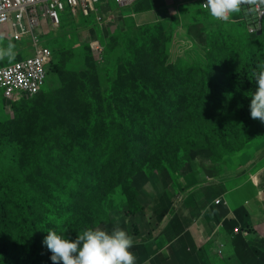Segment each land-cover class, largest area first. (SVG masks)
Returning a JSON list of instances; mask_svg holds the SVG:
<instances>
[{
  "label": "rangeland",
  "instance_id": "1",
  "mask_svg": "<svg viewBox=\"0 0 264 264\" xmlns=\"http://www.w3.org/2000/svg\"><path fill=\"white\" fill-rule=\"evenodd\" d=\"M191 1L140 0L118 7L109 0L97 23H71L62 12L57 25L40 21L33 28L41 45L44 40L54 44V60L42 94L17 99L0 94V264H52L51 252L42 245L49 229L74 240L87 228L116 226L133 237L136 264H264V123L255 131L238 121L233 106H221L225 119L234 120L225 131L241 138L222 146L221 132L213 133L220 125L208 128L213 103L204 126L209 142L199 130L177 131L157 117L167 107L194 105L189 123H207L203 113L195 120L198 85L191 91L185 81L194 78L208 44L219 45L226 30ZM255 6L240 5L231 17L230 37H244L241 26L257 22ZM7 31L0 25V39L7 38ZM117 43L126 51L115 50ZM31 50L24 39L12 59L0 56V67L28 57ZM119 59L123 67L117 66ZM125 66L131 74L123 73L118 81ZM178 70L185 71L172 78ZM119 88L129 93L117 94ZM248 90L252 95L254 89ZM97 96L109 100L111 108L121 106L125 121L90 128L69 147L64 131L78 134L80 122L91 113L83 104L87 97L96 118ZM249 103L248 117L255 122ZM106 105L99 117L117 119ZM126 148L136 151L134 167L124 155L125 163H117L119 177L109 178L105 171L96 189L84 184L97 178L86 165L116 163ZM221 198L227 209L215 205L209 210ZM217 210L234 237L250 228L255 235L246 231L245 238L232 241L224 230L231 246L222 241L225 248L217 251L213 236L223 229L222 223L213 226Z\"/></svg>",
  "mask_w": 264,
  "mask_h": 264
},
{
  "label": "trees",
  "instance_id": "2",
  "mask_svg": "<svg viewBox=\"0 0 264 264\" xmlns=\"http://www.w3.org/2000/svg\"><path fill=\"white\" fill-rule=\"evenodd\" d=\"M140 1V0H138ZM200 12H205L206 10H203L201 7L198 8ZM70 17L71 23L75 20L74 17ZM95 18L93 16H90L88 18L84 17H79L77 20H80L84 23L91 24V23H97L98 21L94 20ZM221 21V20H220ZM247 21V20H246ZM223 24L221 25V28L226 30L225 31V38L220 40L219 45L215 44H208V50L206 49L205 54L201 55L200 57L202 60L196 64V73L194 74V78L185 81V86L189 88L191 91L197 86L199 89L197 91V95L194 96L196 99V103L199 104V107L197 109V117L200 114H204L205 117L207 118V123H203V125H196L194 123H189L190 121V114L193 110L194 105H190L189 107H174L173 109H170L171 107H167L164 111H161L157 113V117H159L164 123L169 125L171 128H173L176 125L175 130L177 131H186L187 129H192V132L199 130V134L202 136V138L205 139V142H209L210 137L207 135L205 131V127L208 124V117L210 116L211 113V104H214L213 112H214V120L209 122V129L212 130V126L215 125H220L218 130L213 133L221 132L222 138H221V144L222 146H227L228 143H226L228 140L234 139V142H237L240 140V135L239 134H233L234 136H230L227 134L225 129L231 130V127L228 125L227 122H233L234 120H226L224 115L222 114L220 107H226V108H233L237 109V113L239 115L238 121L244 122L246 124V127L253 128L255 131L256 126L261 124L262 122L259 121V119L254 120L250 119L248 117L247 109H248V102L251 100V91L248 89L250 88L251 90L256 88V83H255V76L254 73H258L262 68H264V17L262 21V28H261V34L259 35V32H254V33H249L247 24L245 26H241L242 29V34L244 37L241 36H235L234 38L230 37L232 35L233 30V22L234 20H228V21H221ZM248 22V21H247ZM64 23L61 24V26ZM229 30V32H228ZM49 45L51 51H52V59L49 63H53V53H54V44L51 42H47ZM122 47L124 51L126 49L120 44L117 43L115 46V50H121L120 48ZM123 52V51H122ZM124 54V53H123ZM103 56L108 58L110 56L109 53L103 52ZM130 55V54H128ZM133 56V55H132ZM123 60L119 59L118 67H123L124 64L121 63ZM126 64L128 62L126 61ZM48 65V66H49ZM142 64L139 63V66ZM47 66V67H48ZM50 69V67H49ZM49 69L47 70V78L49 77ZM185 70H178L177 72L172 73V78L174 77H179L182 75V73ZM123 73L130 75L131 73L127 70L126 66L125 68H121L119 70L117 80L119 81L121 79V75ZM179 75V76H178ZM48 82V79L46 80L45 86ZM45 86L41 89V91L38 93V95L42 94L44 92ZM172 88H175L174 86L171 85ZM86 87V86H85ZM213 91L215 92V95L213 96ZM60 93V91H59ZM122 93V94H128L129 91L128 89H118L117 94ZM86 95V93H85ZM37 96V94L35 95ZM87 96V95H86ZM32 98V97H31ZM96 104V112L97 116L95 118L94 112L90 110V99L87 97L83 99V104L85 108L91 112L90 116L86 119H84L82 122H80V125L77 127L78 134H75L72 132V130L68 131L65 130L63 134V139L67 142H70L69 147H74L73 145L77 142V139L79 137V141L85 136H87L86 131H88L90 128H94L98 125H104V126H119L121 125L124 121L125 118H122L119 114L123 113V108L121 106H114V108H111L109 100L101 99L99 96L95 98ZM200 102L203 105V111L201 110V105ZM107 103V105L105 104ZM103 105H106L108 108V111H114L118 114V118H114L113 116L110 117L108 116L109 119L99 117V115H103L104 111L101 110L103 109ZM179 106H184L183 104H179ZM106 108V109H107ZM73 116V115H72ZM180 119V120H179ZM64 118L62 119V121ZM73 122V121H72ZM72 122L68 123L72 126ZM160 122V126L167 130L171 131V128H165L164 124ZM130 123L132 124L131 120ZM211 124V126H210ZM200 126V127H199ZM200 128V129H199ZM197 132V131H196ZM264 132H262L263 134ZM83 134V135H82ZM244 136H248L249 138L252 136V133L249 131L244 132ZM81 135V136H80ZM133 135H134V129H133ZM251 140V139H250ZM248 143H250L248 141ZM196 144V142H195ZM196 146H198L196 144ZM62 147V146H61ZM77 147H83V143L80 145H77ZM136 151H133L128 148L123 150L121 153L117 154L116 157V163H102L99 165V163H96L94 166L86 165L88 168H93L97 171V178L94 184L90 183H84L88 186L94 187L96 189V186L102 179V176L105 171H108V177H119L120 174H118V171H116L117 168V163H125L126 161H129L131 167L135 166L136 163V158H135ZM124 155H125V160H124ZM118 174V175H117ZM212 204V203H211ZM211 211H214V208L216 207L215 204L210 205ZM219 209L225 210L226 207L223 204H220ZM216 214H214V218L212 219L213 226L214 223H222L223 224V229L217 233L216 236H213V242L217 246V241L221 240L226 242L228 245L229 239L233 241L235 238V241L238 238H241V240L245 237L244 233L246 231H249L246 229L244 233H239L237 236L232 235V230L228 226V220H224V217L218 216L219 213L224 214L223 212L217 210L215 211ZM228 230L229 234V239L227 237L222 236L223 231ZM250 231L254 232L251 233ZM250 237L255 235V231L250 228ZM181 234V232H180ZM212 234V233H210ZM233 234L234 231H233ZM237 237V238H236ZM248 237V238H250ZM183 236L181 234V238L179 239L182 240ZM233 238V239H232ZM231 246V245H230ZM226 254V253H225ZM225 256V255H224Z\"/></svg>",
  "mask_w": 264,
  "mask_h": 264
},
{
  "label": "built area",
  "instance_id": "3",
  "mask_svg": "<svg viewBox=\"0 0 264 264\" xmlns=\"http://www.w3.org/2000/svg\"><path fill=\"white\" fill-rule=\"evenodd\" d=\"M109 0H0V25L10 31V41L20 46L24 39L32 46L31 53L18 62L0 67V91L5 99L17 96L32 97L43 88L47 78V66L52 59V52L44 40L40 44L33 28L40 21L51 27L59 23L60 13L67 12L71 17L88 18L105 13ZM118 7L130 6L138 0H111ZM203 10H208L205 0H193ZM255 2L258 16L256 26L249 28L250 33L261 29L264 17V0H241V4ZM240 4V5H241ZM100 6V9L98 8ZM233 14H230L231 19ZM95 18V17H94ZM219 202V201H218Z\"/></svg>",
  "mask_w": 264,
  "mask_h": 264
},
{
  "label": "clouds",
  "instance_id": "4",
  "mask_svg": "<svg viewBox=\"0 0 264 264\" xmlns=\"http://www.w3.org/2000/svg\"><path fill=\"white\" fill-rule=\"evenodd\" d=\"M191 2L196 4L193 0ZM240 4L241 0H205L209 15L221 21H228L230 14L239 11ZM196 8H199L198 4ZM257 22L253 21L247 25L248 31L250 27L256 26ZM259 31L261 29L255 32ZM13 49L14 45L9 43L5 49L0 50V56L12 59L15 56ZM254 76L256 88L249 103L250 117L264 123V68L254 73ZM215 201L213 204H223L227 209V201L222 198L217 199L218 203ZM133 244L131 234L119 226L110 231L105 228H87L77 234L74 240H69L65 233L60 234L49 229L42 241V245L51 252L52 264H136L137 258L130 251ZM222 245L225 248L222 241L218 240L217 251H222Z\"/></svg>",
  "mask_w": 264,
  "mask_h": 264
},
{
  "label": "crops",
  "instance_id": "5",
  "mask_svg": "<svg viewBox=\"0 0 264 264\" xmlns=\"http://www.w3.org/2000/svg\"><path fill=\"white\" fill-rule=\"evenodd\" d=\"M156 1H158V0H156ZM5 28H6V31L8 30V28L6 27V26H4ZM7 33H8V35H7V38H5V39H0V47L1 48H5V47H7V45L9 44V43H11V44H13L14 45V49H16V47H18V45H16L15 43H13V42H11L10 41V32H9V30L7 31ZM13 49V50H14ZM19 57H17V59H18ZM0 94H1V92H0ZM1 97H2V95H1ZM19 97H21V96H17V97H15V99H17V98H19ZM2 99H3V97H2ZM185 209V208H184ZM180 224H183V221L181 220L180 221ZM178 227H179V223H178Z\"/></svg>",
  "mask_w": 264,
  "mask_h": 264
},
{
  "label": "water",
  "instance_id": "6",
  "mask_svg": "<svg viewBox=\"0 0 264 264\" xmlns=\"http://www.w3.org/2000/svg\"><path fill=\"white\" fill-rule=\"evenodd\" d=\"M262 32L261 31H259V35L261 34Z\"/></svg>",
  "mask_w": 264,
  "mask_h": 264
}]
</instances>
